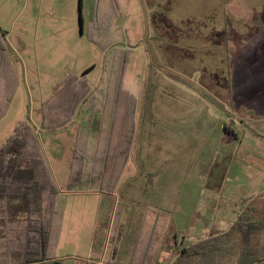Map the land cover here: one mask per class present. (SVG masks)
<instances>
[{"label": "rangeland", "instance_id": "1", "mask_svg": "<svg viewBox=\"0 0 264 264\" xmlns=\"http://www.w3.org/2000/svg\"><path fill=\"white\" fill-rule=\"evenodd\" d=\"M0 29L18 59L12 96L0 105V146L18 123L27 122L52 168L66 167L64 159L55 166L53 157L59 147L69 149L67 139L80 119L66 131L46 132L40 128L41 104L58 84L89 68L85 78L95 92L108 75L112 50L124 47L131 50L127 78L141 87L138 105L191 104L190 94L204 96L212 87L211 99L226 108L218 116L233 136L241 128L250 147L262 149L250 156L255 163L249 166L248 195L255 190L250 207L264 215V205H256L264 202V131L254 133L264 123V0H0ZM256 167L258 174H252ZM258 241L257 264H264V228ZM237 244L230 241L209 263L238 254ZM56 256L76 264L83 254L68 247Z\"/></svg>", "mask_w": 264, "mask_h": 264}, {"label": "crops", "instance_id": "2", "mask_svg": "<svg viewBox=\"0 0 264 264\" xmlns=\"http://www.w3.org/2000/svg\"><path fill=\"white\" fill-rule=\"evenodd\" d=\"M123 88L136 99L134 105L83 106L67 124L80 119L67 139L69 149L59 147L53 157L55 166L64 159L66 167L54 170L47 160L57 188L56 260L63 262L56 256L58 249L70 247L74 252L82 249L83 256L76 257L75 263L130 264L137 250V264H144L140 259L144 243L156 224L149 253L152 264H173L189 246L228 233L248 209H254L252 221L264 219L261 209L250 207L255 190L248 195L249 166L255 163L250 156L262 149L252 143L250 147L241 128L233 136L225 118L218 116V110L225 112L226 108L211 99L216 96L211 86L204 96L190 94L191 104L166 107L138 105L141 87L130 82L127 69ZM110 125L111 150L122 149L121 153L110 152L111 160L125 158L123 167L113 171L112 191H106L105 177L110 171L99 162L80 181L70 184L77 138L88 132L90 149L97 145L103 154ZM261 125L256 129L264 131ZM259 130L254 133L262 134ZM234 150L239 151L235 156ZM254 170L252 174H258V168ZM256 205L263 207L264 202ZM232 234V240L238 241L239 233ZM232 255L238 254L232 252L222 264H234Z\"/></svg>", "mask_w": 264, "mask_h": 264}, {"label": "trees", "instance_id": "3", "mask_svg": "<svg viewBox=\"0 0 264 264\" xmlns=\"http://www.w3.org/2000/svg\"><path fill=\"white\" fill-rule=\"evenodd\" d=\"M5 34L0 29V84L2 82V91H5L4 100L0 103L2 106L12 96L15 84L13 64L18 61L4 41ZM130 51L124 47L112 50L108 75L93 93L85 78L91 68L81 76L68 77L58 84L52 96L41 104V130L50 132L66 126L83 106L94 109L108 104L134 105L136 99L123 88ZM111 127L109 143L104 145L103 154L99 153L101 149L97 145L90 149L88 132L82 139L77 138L70 184L75 183V179L80 181L99 162L102 168L110 171L105 177L106 191H112L113 171L123 167L125 158L120 162L111 160L110 152H122L119 147L111 150ZM56 201L57 188L36 133L29 123L20 122L0 146V264H63L54 255L58 234ZM248 211L252 213L251 209ZM250 218V213L243 212L228 233L189 246L173 264H210L216 254L232 241L233 232L239 233L238 255L234 264H257L261 261L257 248L264 221H252ZM155 225H152L150 236L144 243V256L140 258L144 259V264H152L149 253L156 234ZM137 260L136 250L130 264H137Z\"/></svg>", "mask_w": 264, "mask_h": 264}, {"label": "water", "instance_id": "4", "mask_svg": "<svg viewBox=\"0 0 264 264\" xmlns=\"http://www.w3.org/2000/svg\"><path fill=\"white\" fill-rule=\"evenodd\" d=\"M79 9H80V6H79ZM79 22H80V26H81V18L79 17Z\"/></svg>", "mask_w": 264, "mask_h": 264}]
</instances>
